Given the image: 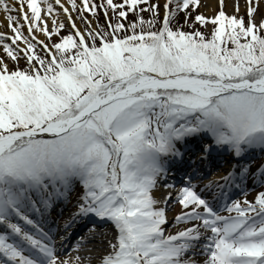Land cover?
<instances>
[{"label":"snow or ice","instance_id":"snow-or-ice-1","mask_svg":"<svg viewBox=\"0 0 264 264\" xmlns=\"http://www.w3.org/2000/svg\"><path fill=\"white\" fill-rule=\"evenodd\" d=\"M244 2V16L219 0L214 17L192 19L201 0H165L161 22L151 0H0L13 33L0 32V264H264V190L221 207L182 186L174 222L185 227L167 235L173 197L155 195L162 180L174 187L166 178L189 153L232 157L222 193L264 188V162L253 170L248 160L264 152V0ZM197 24L211 25L210 37ZM77 184L74 211L58 223L53 213ZM95 221L115 232L99 257L89 247L105 243ZM78 226L87 233L73 244Z\"/></svg>","mask_w":264,"mask_h":264},{"label":"rangeland","instance_id":"rangeland-1","mask_svg":"<svg viewBox=\"0 0 264 264\" xmlns=\"http://www.w3.org/2000/svg\"><path fill=\"white\" fill-rule=\"evenodd\" d=\"M158 4H160V0H156ZM77 4H79L81 2V0H76ZM97 3L100 2V0H96ZM115 2L119 3L121 2V0H115ZM238 2L240 4V7L244 4L243 0H229L228 2L226 1L225 2V12L229 15V11L231 10H235L234 8V4ZM245 5V4H244ZM69 7H71L70 5H68ZM198 11L200 12L201 11V8L198 7L197 8ZM262 8L260 7V10ZM244 10V9H242ZM220 11V5L218 4L217 8H215L213 11L207 13L205 10H203V12L205 13V16L206 17H214L218 12ZM16 13H13V15H15ZM260 14H262V12H260ZM85 15L88 16L89 19H92V16L89 14V13H85ZM148 19L147 18H144L145 20H150L152 18V14L150 12H148ZM109 16H111V12L109 13ZM74 18H75V14H74ZM195 18V14L192 13V19ZM61 20H63L66 24H67V20L66 19H63L60 17ZM136 19V16L133 14L131 16L128 17V21H131V20H135ZM257 21L259 22V19L256 18ZM128 21H125V23L127 24ZM191 22V21H190ZM113 23H115V20L113 19ZM99 24L102 25L103 27H105V29H107V24L105 23V18H104V15H103V12L101 11L100 14H99ZM159 24V23H158ZM77 25L78 27L84 31L85 30V25L80 22L79 20H77ZM49 30H51L52 28V22L51 24L49 25ZM95 26V24L93 25ZM160 27H158L156 25V29H159ZM196 28L199 29L201 32H203L206 36H209L210 37V34H211V30H212V26H208L207 29L205 28H202L200 27L199 24L196 25ZM156 29H153V30H156ZM192 31H195L196 29H192ZM69 34V31L68 29H65V30H62L61 33H60V36L63 35H68ZM60 36H53L52 37V40H57ZM99 43V42H98ZM42 46H39L38 45V49H40ZM39 51V50H38ZM42 54V52H41ZM20 64H23L25 67H27V63L24 59H21L20 61ZM20 68L22 67V65L19 66ZM10 68H13V66L11 65ZM181 212V206L177 203V202H174V203H168V210H167V216H168V221H169V224L165 226V229H166V235L169 234V230H173L175 227V222H174V217L178 214H180ZM101 244L98 245V247H100ZM95 264V263H93Z\"/></svg>","mask_w":264,"mask_h":264},{"label":"bare ground","instance_id":"bare-ground-1","mask_svg":"<svg viewBox=\"0 0 264 264\" xmlns=\"http://www.w3.org/2000/svg\"><path fill=\"white\" fill-rule=\"evenodd\" d=\"M165 0H163V2H164ZM229 0H227V2H228ZM204 2L207 4V6H208V9H207V11L208 12H211L212 10H214L215 8H216V6H217V4L219 3V0H204ZM262 6H263V8H264V3H262ZM3 12H0V24H2V25H4V26H6L7 24H8V21H7V19H6V16L4 15V14H2ZM61 17L62 18H65L64 16H63V14L61 15ZM46 20H47V23L50 25L51 24V17H46ZM24 35L25 36H28V34H27V31L25 30V33H24ZM39 40H44L46 37H45V35L43 34V33H41V32H36V35H35ZM47 39V38H46ZM21 43V45L22 46H24L23 45V43L22 42H20ZM215 187H217L216 185H215ZM160 188V187H159ZM161 189H157L156 191H155V195H156V197L158 198V199H162L165 195H167L169 192H170V189L168 190L167 188H164V189H162L163 190V194H162V197L160 196L161 194H160V192L162 191H160ZM160 197V198H159ZM159 206H164L163 204H161V205H159ZM58 209V208H57ZM59 210V209H58ZM184 228V227H183ZM183 228H181V229H179V230H182ZM178 230V231H179ZM178 231H176V230H172V232H171V234H176ZM93 247L95 248V249H97L98 248V245H96V244H94L93 245ZM97 252H99V251H94V252H92L91 253V255L92 256H96V254H98ZM196 259L198 260V261H203V259H204V256L203 255H198V256H196Z\"/></svg>","mask_w":264,"mask_h":264}]
</instances>
